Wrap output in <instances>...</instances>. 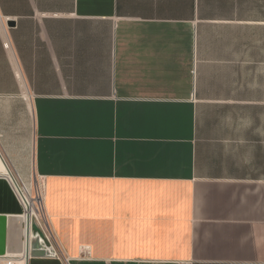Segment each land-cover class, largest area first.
<instances>
[{"label":"crops","instance_id":"crops-1","mask_svg":"<svg viewBox=\"0 0 264 264\" xmlns=\"http://www.w3.org/2000/svg\"><path fill=\"white\" fill-rule=\"evenodd\" d=\"M7 168L57 245L28 264H264V0H0L16 255Z\"/></svg>","mask_w":264,"mask_h":264},{"label":"built area","instance_id":"built-area-1","mask_svg":"<svg viewBox=\"0 0 264 264\" xmlns=\"http://www.w3.org/2000/svg\"><path fill=\"white\" fill-rule=\"evenodd\" d=\"M8 178L10 180V183L12 185V189L14 191V194L16 196V198L18 199V196H17V193H16V190H15V187L16 185L22 189V188H25V185L21 182H18L13 176L12 174L9 176L8 175ZM14 179V180H13ZM39 197V206L41 208V213H42V216H40L39 218L38 217H34V220L32 221V226L30 227V243H31V237H32V228H33V225H35L37 227V229L42 233V236H43V240L44 242L47 244V246L51 249V251L53 253H56L57 251V245L55 243V240H54V237L48 227V224H47V220L46 218L44 217L43 215V209H42V204H41V195H37ZM19 201V199H18ZM20 203V201H19ZM22 205V208H24L25 206L20 203ZM36 207H37V204H36ZM25 250H23L22 253L20 254H4L2 256H0V264H28V261L30 259V256L28 258H26L25 256Z\"/></svg>","mask_w":264,"mask_h":264},{"label":"bare ground","instance_id":"bare-ground-1","mask_svg":"<svg viewBox=\"0 0 264 264\" xmlns=\"http://www.w3.org/2000/svg\"><path fill=\"white\" fill-rule=\"evenodd\" d=\"M15 190H16L20 203H22L25 206L23 208V213L20 216V218L22 219L23 224H24V230H23V235H24V240H25V248H24L25 251L24 252H25L26 258H28L32 250L31 243H30V233H29L30 230L29 229L32 226V221L34 220V217L35 216L38 217L36 204L39 203V197H36V198L33 197L28 189H25V188L20 189L17 185L15 187Z\"/></svg>","mask_w":264,"mask_h":264},{"label":"water","instance_id":"water-1","mask_svg":"<svg viewBox=\"0 0 264 264\" xmlns=\"http://www.w3.org/2000/svg\"><path fill=\"white\" fill-rule=\"evenodd\" d=\"M7 174L11 175L8 168H7ZM2 221L3 218L2 219L0 218V238H1V234L3 236V232H4L3 227L1 225ZM31 247H32V250L30 252L31 258L52 256L51 249L45 244L44 240L38 233L37 234L32 233ZM2 255H4V251L3 249H0V256Z\"/></svg>","mask_w":264,"mask_h":264},{"label":"rangeland","instance_id":"rangeland-1","mask_svg":"<svg viewBox=\"0 0 264 264\" xmlns=\"http://www.w3.org/2000/svg\"><path fill=\"white\" fill-rule=\"evenodd\" d=\"M40 185H41V183L38 179H35L34 181H30L27 183V189L30 191L31 195L35 198L38 197L37 195H38L39 190H40ZM38 204L39 203H37V213H38V218H39L40 216H42V213H41L40 206ZM39 209H40V211H39ZM33 230H34V234H37V231H39L35 225H33ZM39 233L41 234V237L43 238L42 233L40 231H39Z\"/></svg>","mask_w":264,"mask_h":264}]
</instances>
